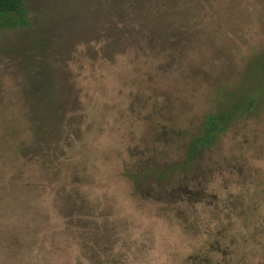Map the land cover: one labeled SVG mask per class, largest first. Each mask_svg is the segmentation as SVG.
Here are the masks:
<instances>
[{
  "label": "rangeland",
  "instance_id": "374dc122",
  "mask_svg": "<svg viewBox=\"0 0 264 264\" xmlns=\"http://www.w3.org/2000/svg\"><path fill=\"white\" fill-rule=\"evenodd\" d=\"M22 1L0 32V264H264V0ZM166 165L180 195L134 190Z\"/></svg>",
  "mask_w": 264,
  "mask_h": 264
},
{
  "label": "trees",
  "instance_id": "16d2710c",
  "mask_svg": "<svg viewBox=\"0 0 264 264\" xmlns=\"http://www.w3.org/2000/svg\"><path fill=\"white\" fill-rule=\"evenodd\" d=\"M25 5L22 0H0V32L4 28L9 29H18L23 28L27 25L25 19ZM49 89L41 91L39 97L49 98L48 94ZM246 98L245 110L252 108L253 99ZM244 96H237V99L227 100V105L224 109L219 110L215 113L208 114L203 121L202 127L198 134L193 136L187 143L185 150L186 160L181 167H187L194 164L197 158L200 156L201 152L208 147L212 146L217 142L218 138L224 134L228 127L241 116V105L244 102ZM26 111V112H25ZM23 115L30 116L28 122L29 135L33 139L31 143L41 140L46 137V128L47 122H49L51 113L49 105L44 103H35L30 108L25 109ZM56 112V111H55ZM23 148V146H22ZM178 168L175 165H166L161 168H151V172L148 174H139L138 177L134 178V190L143 192L144 189V178L155 174L156 175V184L152 188L154 191H157L156 188H159L161 192L159 194L167 195L173 197L175 195H180L179 190L177 191V186L170 184L171 182L175 184V170ZM150 185L146 186L149 188ZM167 191H166V190ZM183 194H189V192L183 191Z\"/></svg>",
  "mask_w": 264,
  "mask_h": 264
}]
</instances>
